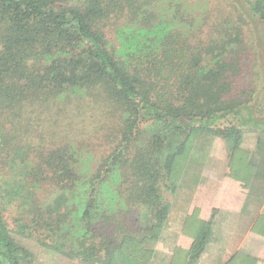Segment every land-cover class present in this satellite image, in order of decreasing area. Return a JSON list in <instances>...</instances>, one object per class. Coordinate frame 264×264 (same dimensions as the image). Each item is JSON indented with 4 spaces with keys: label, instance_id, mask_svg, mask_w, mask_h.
Instances as JSON below:
<instances>
[{
    "label": "trees",
    "instance_id": "16d2710c",
    "mask_svg": "<svg viewBox=\"0 0 264 264\" xmlns=\"http://www.w3.org/2000/svg\"><path fill=\"white\" fill-rule=\"evenodd\" d=\"M244 132L264 134V0H0V264L26 260L16 239L148 263L192 137ZM246 159L239 190L264 174ZM215 212L189 217L186 264Z\"/></svg>",
    "mask_w": 264,
    "mask_h": 264
},
{
    "label": "crops",
    "instance_id": "0c3cea01",
    "mask_svg": "<svg viewBox=\"0 0 264 264\" xmlns=\"http://www.w3.org/2000/svg\"><path fill=\"white\" fill-rule=\"evenodd\" d=\"M214 138V144L207 150L201 154L192 152L188 156V160L192 161L181 173L159 237L161 247L155 250L147 264L187 263L185 256L192 238H185V225L195 211H198L200 219L209 220L216 210L209 239L196 264H226L238 251L245 250L255 255L261 247L256 248L255 243L264 244V239L252 231L257 217L264 214V174L260 170L253 175L246 189L242 190L231 178L236 173L237 156L247 155L246 161L253 166L264 161V135L244 132L236 151L222 138ZM248 140H253V144ZM182 244L187 246L184 251L179 249ZM121 264L145 263L122 259Z\"/></svg>",
    "mask_w": 264,
    "mask_h": 264
},
{
    "label": "rangeland",
    "instance_id": "374dc122",
    "mask_svg": "<svg viewBox=\"0 0 264 264\" xmlns=\"http://www.w3.org/2000/svg\"><path fill=\"white\" fill-rule=\"evenodd\" d=\"M262 135H264V134H262ZM214 139L215 138L213 136L206 135L204 133L193 136L191 139L192 142L190 144V148L192 147L190 154L192 152H196L198 154H201L203 151L207 150V148L211 147L214 144V143H212V141ZM248 139H250V138H248ZM248 141L252 142V144H253V140L252 141L248 140ZM254 144H255V141H254ZM263 154H264V151H263ZM191 161L192 160L189 161L188 157H187V159H185V161L181 160V163H184V168H185L186 165ZM184 168H183V170H184ZM188 233H189V231L187 232V234H184L185 238H188V237L191 238V235ZM183 241H186V240H183ZM16 242L18 243V245H21L23 248H25L26 251L28 252V256H27L26 260L23 261V264H85L86 263V262L80 261L78 259L65 256V255L61 254L60 252L53 250L51 248L38 246L37 244H34V243L29 242V241L24 240V239H16ZM263 246H264V244L259 245V243H257V242L255 243L256 248L260 247V249L256 252L255 255H252V254L246 252L245 250H241V252L245 253L247 255L258 257L260 250ZM185 248H186V244H182V245H180L179 249H180V251H184ZM178 255H176V257H178ZM122 259L124 260L123 256H118L117 260L115 261V264H118V263L121 264ZM176 264H179V261H176Z\"/></svg>",
    "mask_w": 264,
    "mask_h": 264
}]
</instances>
